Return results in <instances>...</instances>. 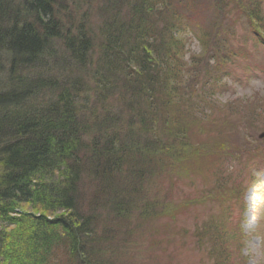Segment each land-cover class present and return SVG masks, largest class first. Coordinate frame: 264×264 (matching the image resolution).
<instances>
[{
  "label": "trees",
  "instance_id": "1",
  "mask_svg": "<svg viewBox=\"0 0 264 264\" xmlns=\"http://www.w3.org/2000/svg\"><path fill=\"white\" fill-rule=\"evenodd\" d=\"M262 50L264 0H0V219L15 227L0 231V264H151L138 240L186 233L187 166L226 203L264 149L243 163L236 151L264 124L248 99L216 95L228 65L263 72L248 61ZM230 217L192 230L210 264H233V245L239 261Z\"/></svg>",
  "mask_w": 264,
  "mask_h": 264
},
{
  "label": "rangeland",
  "instance_id": "2",
  "mask_svg": "<svg viewBox=\"0 0 264 264\" xmlns=\"http://www.w3.org/2000/svg\"><path fill=\"white\" fill-rule=\"evenodd\" d=\"M189 49L190 52L195 54H198L200 51L195 40L190 42ZM248 61L258 62L260 66L264 64V50L261 51L260 57L257 56V59L250 58ZM235 62H238L240 65L243 64V67L246 66L242 61L236 60ZM227 67L236 76L233 79L223 80L229 91L221 95L217 94L218 96L216 95V98L220 103L226 104L229 101L248 99L247 103L252 106L251 109H253L256 115L255 121L259 125L264 124V66L260 67L263 72L259 70V74L252 73L249 76H245L239 71H233L232 65H228ZM212 92H216V89L214 88ZM252 137L253 143L248 144V150L251 148L250 151H246L244 147H241L236 151L237 155L235 153L237 159L242 163L246 162L247 158L244 156L247 153L252 154L253 152L254 154V151L257 152L258 149L261 151L264 149V127L261 130L254 129ZM238 142L242 144L240 146H245L246 144L244 143H249V140L245 142L242 139H237L236 143ZM236 143L233 148L231 146L230 148L228 147L231 149V152L234 149L237 150ZM260 153L259 151L257 160L253 164H249L246 169L243 168L241 170L242 176L240 179L234 178L233 183L223 186L222 192H227L229 196H232L224 204L218 202V197L214 196L216 193H211L214 189L210 188H213L214 183L209 181L207 176L195 174V171H199L202 165L198 167L195 165L194 167L187 166V172L185 174L188 176H183L177 180V189L180 191L177 196L179 200L175 201L177 203L185 200L176 218V224L186 229L185 235L172 237L169 243L164 240L159 247L153 246V249L149 247V237L144 236L138 240L137 244L139 245L136 251L140 255L147 254L151 264H210L205 251L197 245L191 233L193 228L202 221H205L208 216H218L219 212L225 211L227 208L232 215L230 217V224H237L244 234L242 239L243 247L237 254L240 256L239 261L233 258L236 255L235 246L233 245L231 247L230 253L233 264H264V151ZM195 163L202 164L198 160ZM233 167L235 174L238 175V169L235 163H233ZM249 195L250 198L253 197L252 203L248 201ZM238 196H240V200H238ZM25 212L27 210L17 208L13 214L14 216H21ZM163 221L167 220L164 219ZM168 223L172 227L175 224L171 220ZM14 229V226L0 219V231L9 233Z\"/></svg>",
  "mask_w": 264,
  "mask_h": 264
},
{
  "label": "bare ground",
  "instance_id": "3",
  "mask_svg": "<svg viewBox=\"0 0 264 264\" xmlns=\"http://www.w3.org/2000/svg\"><path fill=\"white\" fill-rule=\"evenodd\" d=\"M248 201H249V203H252V201H253V197H251L250 198V195H249V197H248ZM251 207V206H250ZM252 208V207H251Z\"/></svg>",
  "mask_w": 264,
  "mask_h": 264
}]
</instances>
